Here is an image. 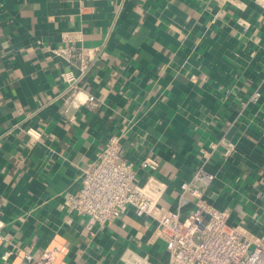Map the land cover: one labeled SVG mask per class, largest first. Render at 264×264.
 I'll use <instances>...</instances> for the list:
<instances>
[{"label":"crops","instance_id":"1","mask_svg":"<svg viewBox=\"0 0 264 264\" xmlns=\"http://www.w3.org/2000/svg\"><path fill=\"white\" fill-rule=\"evenodd\" d=\"M66 46L99 50L74 93ZM111 136L160 206L186 217L180 185L206 167L205 199L243 238L262 237L264 0H0V264L46 248L54 264H120L127 249L167 262L156 222L132 208L92 233L67 209Z\"/></svg>","mask_w":264,"mask_h":264},{"label":"built area","instance_id":"2","mask_svg":"<svg viewBox=\"0 0 264 264\" xmlns=\"http://www.w3.org/2000/svg\"><path fill=\"white\" fill-rule=\"evenodd\" d=\"M57 54L78 61L80 76L73 72L61 74V79L69 85L73 93L79 88L99 50L97 48H76L66 46ZM261 97L255 92L253 101ZM88 101H94L89 97ZM223 156L230 157L236 144L230 140L222 141ZM120 139L108 138L97 162L89 165L83 172L82 184L76 194L68 196L69 212L87 218V228L95 232L99 227L120 218L128 208H132L140 218L156 222L152 242L160 239L165 243L167 262L165 264H264V235L256 241L243 238L236 226L228 223L229 214L213 207L204 197V192L213 182L214 175L206 168L198 169L189 182L180 185V202H185L186 193L191 197L193 209L184 218L180 211H169L158 204L160 195L153 194L148 185L137 187L134 184V166L120 156ZM205 159L209 157L204 152ZM144 169H156L157 163L146 159L140 164ZM3 222H0V248L3 244ZM8 252L1 258L6 264ZM56 252L46 248L38 260L31 254H23L19 264H54ZM120 264H155L148 255H141L130 249L120 256Z\"/></svg>","mask_w":264,"mask_h":264}]
</instances>
